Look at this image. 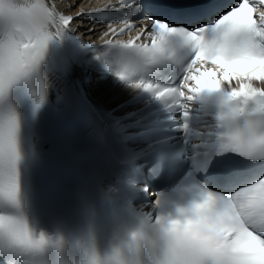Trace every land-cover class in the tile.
Segmentation results:
<instances>
[{
  "label": "snow or ice",
  "instance_id": "1",
  "mask_svg": "<svg viewBox=\"0 0 264 264\" xmlns=\"http://www.w3.org/2000/svg\"><path fill=\"white\" fill-rule=\"evenodd\" d=\"M256 6L120 0L96 45L71 27L93 13L0 0V264H264ZM45 180L71 214L44 201ZM150 191L152 210L137 209Z\"/></svg>",
  "mask_w": 264,
  "mask_h": 264
},
{
  "label": "bare ground",
  "instance_id": "2",
  "mask_svg": "<svg viewBox=\"0 0 264 264\" xmlns=\"http://www.w3.org/2000/svg\"><path fill=\"white\" fill-rule=\"evenodd\" d=\"M77 1H78V0H55L57 7H58L61 11L65 12V13H73V12L78 11V10L80 9L79 6H78V7L75 6V3H76ZM92 1H93V5H95L97 2H99L98 0H82L80 5H81V6H82V5H85V6H88V7H89L90 5H92V4H91ZM69 4L74 5V8H73L71 11H65L66 7H67ZM81 6H80V7H81ZM99 94H100V92H99V90H98V91L95 93V95H96V96H99Z\"/></svg>",
  "mask_w": 264,
  "mask_h": 264
}]
</instances>
